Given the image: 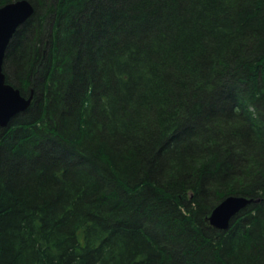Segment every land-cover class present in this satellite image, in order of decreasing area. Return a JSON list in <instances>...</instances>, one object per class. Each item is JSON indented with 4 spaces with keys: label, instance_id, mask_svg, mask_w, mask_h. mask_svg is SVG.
Masks as SVG:
<instances>
[{
    "label": "trees",
    "instance_id": "trees-1",
    "mask_svg": "<svg viewBox=\"0 0 264 264\" xmlns=\"http://www.w3.org/2000/svg\"><path fill=\"white\" fill-rule=\"evenodd\" d=\"M29 1L0 264H264V0Z\"/></svg>",
    "mask_w": 264,
    "mask_h": 264
},
{
    "label": "water",
    "instance_id": "water-1",
    "mask_svg": "<svg viewBox=\"0 0 264 264\" xmlns=\"http://www.w3.org/2000/svg\"><path fill=\"white\" fill-rule=\"evenodd\" d=\"M29 0H18L0 7V127H6L18 113L26 111L33 100V93L26 97L7 82L4 63L7 49L18 28L34 13ZM253 200L242 196H229L219 203L209 216V223L218 230H227L232 219Z\"/></svg>",
    "mask_w": 264,
    "mask_h": 264
},
{
    "label": "bare ground",
    "instance_id": "bare-ground-1",
    "mask_svg": "<svg viewBox=\"0 0 264 264\" xmlns=\"http://www.w3.org/2000/svg\"><path fill=\"white\" fill-rule=\"evenodd\" d=\"M11 3H13V2H11ZM18 114H19V113H18ZM18 114H17V115H18ZM10 121H11V120H10Z\"/></svg>",
    "mask_w": 264,
    "mask_h": 264
}]
</instances>
